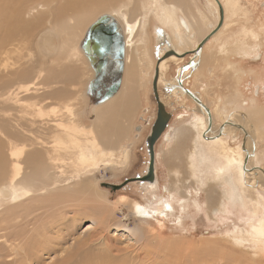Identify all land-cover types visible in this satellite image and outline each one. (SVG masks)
<instances>
[{"label": "rangeland", "instance_id": "1", "mask_svg": "<svg viewBox=\"0 0 264 264\" xmlns=\"http://www.w3.org/2000/svg\"><path fill=\"white\" fill-rule=\"evenodd\" d=\"M37 1L41 0H33L30 3L35 5ZM166 1L167 3L172 2V0ZM220 1L223 6L229 3V0ZM231 1L234 2L233 5L224 6L227 28L225 27L216 38L212 39L211 43L203 49L199 59L189 67H187L191 60L189 57L185 60L172 57L167 60L170 63L165 67H161V63L158 91L161 100L166 105L167 112L172 115L168 126L172 129V137L174 133L178 134L176 131L180 130L181 132L184 128H188L192 115L198 113V110L202 108L188 95H182L181 91L179 92V84L176 81L178 82L181 69L184 68L187 73L183 78L184 85L199 96L214 115L215 121L213 120L209 132L216 131L214 135H222L232 147L250 143L251 146L248 150L244 149L242 145L244 162L247 153L250 155L253 153L251 157L253 165L258 166L259 169L254 170L250 166L252 169L248 171L244 168L243 173H247L244 178L246 182H249L247 188L250 192L259 190L264 195V0H237L238 4L234 0ZM126 2L130 3L129 7H133L138 15L143 13V16L147 17L145 36L148 39L149 50L146 59L140 60L139 63V79L137 84L135 83L133 91L136 94L134 95L136 98L134 107L131 108L127 117L116 120L120 124H116V121L115 124L108 121L103 123L100 120L99 114L96 113V109L85 91L86 85L91 77H94V73L92 74L89 64L84 62L83 54L80 55V41L83 39L85 31L100 16L113 13L110 7L96 10L91 18L85 21L83 27L78 29L74 37L70 36L67 27L66 30L59 29L52 22H45L36 27L26 36L27 38L16 42L15 44L18 45L15 51L16 59L19 61L16 66L21 67L22 76L13 78V81L22 82L19 79L22 80L26 76L25 79L32 78L31 81L37 84L32 89L30 86L29 91H25L23 88L18 90L17 92H21L19 98L22 97L24 103L30 100L28 98L40 99L41 105H43V99L45 103H53L54 107L50 106L49 108L48 105L47 110H44L47 114L53 110L52 114L57 116H55V120L58 119L51 123L59 124L61 128L62 126L68 128L71 126V128L75 127L78 132L85 131L89 134V131L97 129L94 125L99 121L102 122V128L106 124V127L110 124L108 130L106 129L107 132L103 134L105 135V139H103L105 152L101 153L105 154L106 158L95 170L92 183L95 191L102 195V202L104 201L103 203L114 211L110 219V226L106 231L108 243L114 255L134 264H252L249 254L254 253L255 248L248 243L237 247L234 239L241 236L243 231L247 232L246 230L251 229L248 211L252 210L253 206L252 204L244 205L240 198L231 196V190L236 187L234 180H232L234 185L231 187L229 184L214 180V165L219 162L218 157H192L193 153L187 157L185 155L183 157L186 162L189 160L194 162L195 174L192 176L189 168L190 171L183 169L184 178L177 176L178 172L171 171L170 167L174 161L169 153L184 138L183 135H179L177 141L174 140L175 142L170 144L173 139L168 142L166 137L163 138L164 133L155 145L156 187L147 191V182L135 180L146 175L149 162L146 140L151 133L158 111L153 92L154 71L158 57L165 48L170 46H174L179 53L185 51L174 40L172 28L161 25L157 20V4H152L149 0H123L121 4ZM176 3L179 4V2ZM184 3L192 21L200 22L203 31L206 32L204 36L215 29L220 13L213 0H184ZM212 3L214 5H211ZM159 4L164 6L161 0ZM56 5L57 3L52 4L53 7ZM44 30H50L56 35L58 49L66 51V55L69 57L68 60H65L63 56L56 57L58 59H54L56 61H53V65L47 66L49 74L47 82L45 80L37 81L31 70L34 66L33 62L31 66L29 65L31 58L34 59L31 43ZM156 31H160V33L156 34ZM249 31H255L261 35L255 39ZM159 40L160 44L158 45ZM197 42L192 41L190 49L193 50ZM72 45L75 47L70 51L69 48ZM159 50H163L160 52L161 54H158ZM256 51L259 53L258 56H254ZM132 60H134V56L131 57L128 64ZM134 64L132 61L130 65ZM2 69L4 68L2 67ZM2 69L0 78L2 81H7L8 75H3L9 73L10 69H4L7 73ZM129 83L133 84L131 81ZM16 88H19V85ZM53 90L62 92L56 95L59 98L58 101L45 100L42 93L49 94ZM7 91L4 92V95L7 94ZM2 93L0 91V94ZM24 103H19L17 109H6L7 102L0 97V131L3 130L7 133L17 127L27 133L29 131H34L36 134L42 133L43 129L38 124V114L33 112V115L36 114L35 117L31 112H29L31 115H26L28 112L26 114L22 112L28 110L22 109ZM9 105L7 107H13V104ZM46 118L48 119V116L41 120L45 121ZM146 120H148V124L145 125ZM225 121L230 123L224 124L226 128L221 133V129L224 127L222 124ZM32 126L34 129L30 130ZM140 127H142L141 130L137 132L136 130ZM246 130L249 131L248 136L244 134ZM187 138L183 143L187 145L186 153L188 154L191 144L190 137L187 136ZM5 154L8 155V158L4 156L2 162L0 187L11 183L15 176L16 163L11 159L9 156L11 153L9 154L6 149ZM183 165L185 166L186 163ZM235 175L236 168L229 172V177L234 178ZM181 192L188 196L184 204L177 202L182 195ZM250 196L247 197L248 200L251 198ZM155 199L162 202L169 201L174 207L173 211L163 219L149 210L150 213L145 214V218H141L133 207L135 203H140L144 208L150 209L149 201L155 202ZM209 202L213 209L209 208ZM14 203L0 204V210L14 206ZM94 226L91 219L83 220L73 231L72 238L62 248L68 249L77 241L88 239V234L90 231L93 232ZM96 247L97 249H95ZM92 248L93 251L96 250L97 254L103 248L106 249L103 243L98 242ZM1 252L0 250V262L2 261ZM139 254L140 259L149 258L151 262L135 258ZM55 259L57 257L54 255L48 257L44 254L41 256L43 264H52ZM253 264L257 263L253 262Z\"/></svg>", "mask_w": 264, "mask_h": 264}, {"label": "bare ground", "instance_id": "2", "mask_svg": "<svg viewBox=\"0 0 264 264\" xmlns=\"http://www.w3.org/2000/svg\"><path fill=\"white\" fill-rule=\"evenodd\" d=\"M32 1L0 0V70L2 67L5 70L10 69L9 73L2 69L7 73L3 76L8 75L7 81H2L0 78V91L3 92L0 97L7 102L5 108L17 109L19 103L25 102L22 97L21 99L19 98L21 92L17 91L22 90V88L25 91H29L30 86L32 89L37 85L31 81L32 78L25 79L26 76L22 80L19 79L22 82L13 81V78L16 79L22 76L21 67L18 68L16 66L19 62L16 59L15 51L16 46H18L15 44L16 42L27 38L26 36L36 27L45 22H52L59 29L66 30L68 28L70 36L74 37L78 29L83 27L85 21L89 20L96 10L110 7L113 13L109 15L114 17L121 25L126 42L123 85L115 97L104 104L94 105V107L103 123L108 121L111 124H115V121L119 120L118 118L127 117L136 100L134 98L136 94L133 91L135 90V83L137 84L139 79V63L140 60L146 59L149 50L148 39L145 36L147 17L143 16V13L138 15L133 7H129L130 3L121 4L123 0H41L37 1L35 5L30 3ZM149 1L152 4H157V20L161 25L172 28L174 40L185 52L194 51L206 37V35L204 36L206 32L203 31L200 22L198 24L192 21L184 0H172L169 3L166 0H161L164 6L159 4L160 0ZM234 1L238 4L237 0ZM176 2H179V4ZM53 3H57V5L53 7ZM214 3L211 5H214ZM221 4L223 6L222 2ZM233 4L234 2L232 3L229 0V3L224 6L229 7ZM223 9L225 12V7ZM140 16L141 18H138ZM226 24H224L220 32L224 30ZM249 32L255 39L261 35L255 31ZM157 33H160V31H156ZM201 37L202 39L199 41ZM192 41H198L193 50L190 49ZM31 46L34 59L31 58L29 65L31 66L33 62L34 66H32L31 70L34 72L37 81H48L47 66L53 65V61L62 56L65 57V60L69 59L66 51L58 49V39L50 30L41 31L33 39ZM74 47L75 45H72L69 50L71 51ZM171 47L175 49L174 46ZM81 54L85 57L84 62L89 64L82 49L80 50ZM258 54V51H256L254 56H258ZM132 56H134V60H132L135 63L134 65H130L132 61L128 64ZM173 58L178 59L175 56ZM169 63L168 61L163 62L161 67H165ZM185 72L177 79L178 82L176 81L179 84V92L181 91L182 95L186 94L183 87L188 89L183 81L185 74H187ZM0 75L2 77L1 73ZM91 79H93V76ZM130 81L133 82L132 85L129 83ZM17 85H19V88H16ZM6 90L9 92L7 91V94L4 95ZM57 91L59 90H53L49 94L45 92L44 94L42 93V96L45 100L58 101L59 98L56 95L62 92ZM193 95L201 100L196 94L193 93ZM188 97L190 96L188 95ZM28 99L30 100L24 103L22 107V109L28 110L22 111L21 109V111L25 114L28 112L26 115H31L33 112L38 114V124L43 129L42 133L36 134L34 131L27 133L17 129V127L11 132L7 131V133L3 130L0 131V173L3 168L4 156L8 158V155L5 154V149L8 150L9 154L11 153L9 156L16 163L14 180L0 187V204L15 202L14 206L0 210V250L2 251L0 264H43L41 256L44 254L48 255V257L52 255L57 257L52 264H134L131 261L122 260L119 258L120 256L113 254V250L108 243L109 239L106 231L110 226V219L114 211L108 208L103 203L104 201L102 202V195L95 191L92 183L95 170L106 158V155L101 153L105 152V147L103 146L105 135L103 134L107 132L110 124H108V127H106V124L102 128V122L99 121L94 125L97 129L89 131V134L85 131L83 133L78 132L75 127L71 128V126L69 128L62 126L61 128L59 124H53L58 119L55 120L57 116L52 114L53 110L49 111L48 114L44 110L48 105L49 108L50 106L54 107L53 103H45L43 99V105H41L40 99ZM190 99L192 98L190 97ZM9 104H13V107H7L10 106ZM36 114H32V116L36 117ZM47 116L48 119L46 118L45 121L41 120ZM211 116L212 118L210 119L207 111L202 107L198 110V113L192 115L188 128H184L181 132L180 130L176 131L178 134L174 133L172 137L171 127L165 132L163 138L166 137L168 142L173 139L170 144H173L174 140L177 141L179 135H183L184 138L169 153L171 159L175 162H172L171 171L174 173L178 172L177 176L184 178L183 169L189 171L191 169L193 176L196 170L194 162L191 160L186 162L183 157L185 155L187 157L190 153H193L192 157H218L219 162L214 165V180L229 184L230 187L234 185L232 183V180H234L236 187L231 190V196L240 198L244 205L250 206L252 204L253 206L252 210L248 209L251 229L246 230L247 232L243 231L241 236H235L234 243L236 242L237 247H241L246 243L253 246L255 250L254 253L249 254L250 261L252 264L253 262L264 264V195L259 190L255 192L248 190L249 182H246L244 178L247 173H243L244 168L250 171L252 168L255 170L259 169V167L253 165V158H251L253 153H251L252 155L247 153L244 162L242 145L244 149L248 150L251 146L249 142L232 147L225 137L214 135L216 131L209 132L213 120L215 121L212 112ZM23 118L25 117L23 116ZM112 120L114 121L112 122ZM117 121L116 124H120ZM228 122L225 121L222 125ZM224 128H226L225 125L221 129V133ZM33 129L34 127L32 126L30 130ZM52 129L53 131H51ZM248 132L247 130L244 131L245 136H248ZM187 136L190 137L191 144L188 154L186 153L187 145L183 143L188 139ZM183 163H186V165L184 166ZM235 168V177H229V172ZM88 176L90 177L88 178ZM155 184H157L156 180L153 183H147V191L155 188ZM181 194L182 197L180 196V199L177 200L178 204H184L188 198L183 192ZM249 196L251 198L248 200L247 197ZM149 205L151 206L150 209L144 208L140 203H135L133 207L141 218H145V214L150 213L149 210H152L156 216L163 219L167 218L174 208L169 201L162 202L157 201V199H155V202L149 201ZM210 205L209 202V208L213 209V206ZM88 219L93 221V226L95 225L93 232L90 231L88 234L89 238L77 241L68 249H63L62 246L72 238L76 227L83 220ZM96 242L103 243L106 248H103L99 254L95 253L96 250L93 251L92 248ZM140 257L139 254L135 258L140 259ZM146 260H149V258ZM146 260L145 262H147ZM239 263L241 262L239 261Z\"/></svg>", "mask_w": 264, "mask_h": 264}, {"label": "water", "instance_id": "3", "mask_svg": "<svg viewBox=\"0 0 264 264\" xmlns=\"http://www.w3.org/2000/svg\"><path fill=\"white\" fill-rule=\"evenodd\" d=\"M213 1L218 6L220 13L219 22L215 29L200 42L194 51L179 54L173 48H170L164 58L175 56L178 59H183L187 54H192L193 58L187 64V67H189L200 57L205 45L220 32L225 23V12L221 2L219 0ZM80 47L87 57L89 65L94 73L93 79H91L87 86L86 95L91 99V104L95 106L104 104L115 97L120 92L123 85L126 42L121 25L109 14L100 16L87 29L80 43ZM161 62L162 61L159 60L157 63L153 80V92L158 102L157 117L152 126L151 133L146 140L149 156L146 175L141 179H135L140 182H155V145L167 130L172 117L171 114L167 113L165 105L161 102L159 96L158 82ZM184 71L185 69L182 68L180 77ZM183 89L187 95L207 111L211 119V112L207 106L193 95L189 89L185 87H183ZM140 130L141 127L136 131L139 132Z\"/></svg>", "mask_w": 264, "mask_h": 264}, {"label": "flooded vegetation", "instance_id": "4", "mask_svg": "<svg viewBox=\"0 0 264 264\" xmlns=\"http://www.w3.org/2000/svg\"><path fill=\"white\" fill-rule=\"evenodd\" d=\"M215 36H216V35H215ZM215 36H214V37H215ZM214 37H213V38H214ZM213 38H212V39H213ZM212 39H211V40H212ZM157 44H158V45L160 44V40H159V42H157ZM205 46H206V45H205ZM169 48H170V47H168L167 49L165 48V49H164V52H163L162 54H161L160 52L163 51V50H159V53H158V54H161V55L158 57L157 63H158L159 60H161V61H162L161 63H163V62H165V61H167V60H169L170 58L173 57V56H171V57H168V58H164L165 55L167 54V51L169 50ZM171 48H172V47H171ZM196 48H197V47H196ZM158 49H159V48H158ZM203 49H204V48H203ZM174 50H175V49H174ZM175 51H176V50H175ZM202 51H203V50H202ZM190 52H192V51H190ZM185 53H188V52H185ZM179 54H183V53H179ZM201 54H202V53H201ZM187 57L191 58V60H192L193 55H192V54H187V56H186L185 58H183V59H178V60H185ZM200 57H201V55H200ZM200 57H199V58H200ZM199 58H198V59H199ZM165 59H166V60H165ZM191 60H190V61H191ZM190 61H189V62H190ZM160 65H161V64H160ZM156 66H157V65H156ZM155 69H156V68H155ZM154 75H155V71H154ZM179 77H180V76H179ZM159 96H160V95H159ZM160 100H161V98H160ZM156 101H157V100H156ZM161 102L163 103L162 100H161ZM163 104L165 105V103H163ZM157 105H158V102H157ZM165 108H166V105H165ZM166 111H167V109H166ZM167 113H168V112H167ZM169 114H171V113H169ZM171 116H172V115H171ZM171 118H172V117H171ZM170 121H171V120H170ZM169 123H170V122H169ZM146 124H148V120L145 121V125H146ZM168 126H169V124H168ZM141 128H142V127H141Z\"/></svg>", "mask_w": 264, "mask_h": 264}, {"label": "crops", "instance_id": "5", "mask_svg": "<svg viewBox=\"0 0 264 264\" xmlns=\"http://www.w3.org/2000/svg\"><path fill=\"white\" fill-rule=\"evenodd\" d=\"M205 48V47H204Z\"/></svg>", "mask_w": 264, "mask_h": 264}]
</instances>
